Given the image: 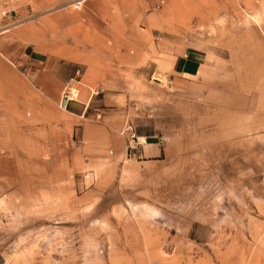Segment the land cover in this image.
<instances>
[{
	"label": "rangeland",
	"instance_id": "obj_1",
	"mask_svg": "<svg viewBox=\"0 0 264 264\" xmlns=\"http://www.w3.org/2000/svg\"><path fill=\"white\" fill-rule=\"evenodd\" d=\"M13 8L0 32V264H264V0ZM187 49L196 72L172 77ZM77 70L78 104L92 102L79 116L59 107ZM138 127L161 156L134 155ZM194 223L208 231L199 244Z\"/></svg>",
	"mask_w": 264,
	"mask_h": 264
},
{
	"label": "crops",
	"instance_id": "obj_2",
	"mask_svg": "<svg viewBox=\"0 0 264 264\" xmlns=\"http://www.w3.org/2000/svg\"><path fill=\"white\" fill-rule=\"evenodd\" d=\"M190 49H187V51L184 54L175 56L176 59L173 62V67L176 68V73L174 71V73H172V77L177 78V76H185L186 74H194L196 72L197 69V63L200 62L197 58L194 57V54L192 52H190ZM36 55L38 57H40L42 54H38V52L36 53ZM180 58V59H178ZM34 62H36L35 64L38 63H42L44 62L42 59H38V58H34L33 59ZM170 63L169 62H164L163 66L164 68H169ZM76 90H74L75 93ZM92 103V102H91ZM88 106V108L91 106ZM88 108H86L85 106L83 107L82 105L78 104L77 101H72L69 104V109L70 112L74 115H80L83 112L85 113ZM66 111H68L66 109ZM69 112V111H68ZM61 124L65 125V124H69L68 126L65 125V127H69L71 126V124H73V122L70 121H61ZM139 131L138 132H134L136 134V137H138V141L136 142V146H131V147H137V151L136 153H134V155L140 159H145L148 158L150 156H161L163 153V148L162 146L159 144V142H157L156 140H153L155 138V135H153V133L151 132V128L149 127H144V128H140L138 127ZM66 137V136H64ZM67 139V138H66ZM61 138H58V144H60ZM68 140H70V137L68 136ZM207 229L204 227L203 224L201 223H194L190 229V234L188 235L189 237H187L188 241H191V243H202L204 242L207 238H205L206 234H207ZM207 237V236H206Z\"/></svg>",
	"mask_w": 264,
	"mask_h": 264
},
{
	"label": "built area",
	"instance_id": "obj_3",
	"mask_svg": "<svg viewBox=\"0 0 264 264\" xmlns=\"http://www.w3.org/2000/svg\"><path fill=\"white\" fill-rule=\"evenodd\" d=\"M17 0H0V32H4L6 29V23L7 20L10 19L12 12H15V8H13V4ZM80 76V70H77L76 76L72 78L70 81H68L65 84V87L63 89L61 99L59 101V107L66 110L69 108V104L72 101L78 102V97L75 96L74 90H78V88L75 86L76 78ZM74 81V82H73ZM79 91V90H78ZM77 91V93H79ZM94 93H99V90ZM138 141V137H136L135 133H132L130 135V141L129 145L133 146V143H136Z\"/></svg>",
	"mask_w": 264,
	"mask_h": 264
}]
</instances>
